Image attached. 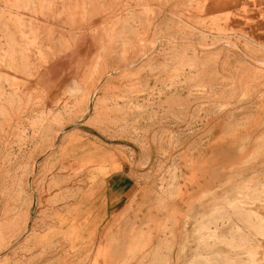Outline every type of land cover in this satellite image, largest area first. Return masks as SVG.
I'll return each mask as SVG.
<instances>
[{
    "label": "rangeland",
    "instance_id": "374dc122",
    "mask_svg": "<svg viewBox=\"0 0 264 264\" xmlns=\"http://www.w3.org/2000/svg\"><path fill=\"white\" fill-rule=\"evenodd\" d=\"M220 1L0 0V264H264V0ZM84 36L47 102L41 69ZM81 139L135 183L73 257L33 242L111 158Z\"/></svg>",
    "mask_w": 264,
    "mask_h": 264
},
{
    "label": "crops",
    "instance_id": "0c3cea01",
    "mask_svg": "<svg viewBox=\"0 0 264 264\" xmlns=\"http://www.w3.org/2000/svg\"><path fill=\"white\" fill-rule=\"evenodd\" d=\"M220 1V0H219ZM222 2V1H220ZM240 0H234L230 4L226 1L220 3L218 6L224 8L227 5L239 4ZM85 36L80 38V42L75 47L74 51L69 53L60 54L57 59L51 61L46 67L41 69L39 83L43 86V90L48 96L47 102L53 103L55 97L59 93L58 89L62 87L59 83L65 74H69L71 70H74V65L84 58L89 57L94 52V43L92 41L85 40ZM82 140V139H81ZM81 146H100L97 142L92 140H82ZM107 149L106 147H102ZM111 152V158L103 166L104 170H99L90 165L84 170V174L76 176L72 180L71 187L76 189L75 195L68 200V202L62 206L58 205L51 213L52 215H59L60 219L49 220L50 228H53L51 237L46 241L42 240L40 243L33 242L34 246L43 247L50 246L54 242H58L63 245L71 254L81 256L90 245L94 244L98 235L103 230V227L107 224L112 213L121 207L123 202H126V194L133 187L135 180L129 176L130 168L128 166L125 156L107 149ZM72 161V166L78 168V164ZM226 175H224L225 177ZM231 181L232 184L245 182L241 179L225 180ZM234 181V182H232ZM234 184V185H235ZM234 189V188H233ZM203 206H195V213L201 212L203 207L207 206L205 202ZM124 204V203H123ZM70 226H75L73 230L72 239H65V233ZM47 229L39 231V233ZM140 234H137L134 241H138ZM140 241V240H139ZM136 246V245H135ZM138 246V244H137ZM97 248V247H96ZM96 249L94 250L95 253ZM76 253V254H75ZM94 256V254H93ZM93 256L88 264H90ZM63 256L58 259V264H67V260L64 261ZM66 259V258H65ZM103 264L105 261L100 260Z\"/></svg>",
    "mask_w": 264,
    "mask_h": 264
}]
</instances>
